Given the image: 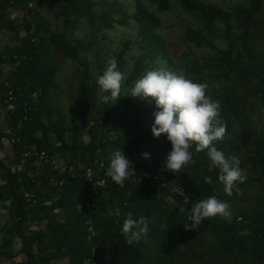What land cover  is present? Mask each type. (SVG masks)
<instances>
[{
  "label": "trees",
  "instance_id": "trees-1",
  "mask_svg": "<svg viewBox=\"0 0 264 264\" xmlns=\"http://www.w3.org/2000/svg\"><path fill=\"white\" fill-rule=\"evenodd\" d=\"M149 1L160 11L178 2L189 13L178 40L186 46L178 56L181 65L162 33L161 15L145 0H135L133 11L122 0H0V32H13L12 42L0 49V109L6 113V126L0 127V206L8 209L0 227V258L22 254L20 264H94L99 248L106 252L105 264H264V0L227 6ZM133 21L136 40L107 45L108 29ZM192 44L209 50L198 53ZM63 58L69 64L61 79ZM110 58L126 75L115 104L101 100L110 93L97 84ZM158 67L206 83L207 94L220 102L227 133L215 146L238 156L247 170L246 181L238 184L242 194L224 192L219 169L210 172L206 150L196 152L195 145L193 162L182 172L163 169L172 145L166 135L156 138L151 131L155 102L125 95L146 70ZM62 81L70 98L83 102L85 122L83 114L68 115ZM10 89L16 98L8 108ZM11 137L14 164L3 157ZM34 147L47 156L40 159ZM116 148L133 163L123 187L106 175L108 154ZM23 151L32 154L24 157ZM143 152L151 159H143ZM53 157L73 169L61 171ZM89 167L91 180L85 176ZM206 176L211 185L204 183ZM98 178L106 183L97 184ZM213 195L230 204L231 218L217 215L186 230L192 205ZM128 214L158 216L146 239L133 245L121 234Z\"/></svg>",
  "mask_w": 264,
  "mask_h": 264
},
{
  "label": "clouds",
  "instance_id": "clouds-1",
  "mask_svg": "<svg viewBox=\"0 0 264 264\" xmlns=\"http://www.w3.org/2000/svg\"><path fill=\"white\" fill-rule=\"evenodd\" d=\"M126 75L118 70L115 58L108 60V67L97 79L102 93L100 98L104 103L115 104L121 97L122 83ZM206 83L195 82L183 71H171L166 67L146 70L142 76L134 81L126 96L139 98L151 103L155 102L157 111L153 112L154 123L151 131L154 137L166 135L171 142L172 149L167 154L163 169L180 173L193 162L191 149L195 145L196 152L206 150L210 160L209 171L219 169L218 180L224 185V192L232 196L235 191L242 194L238 184L247 179V170L241 168L238 156L226 154L218 150L215 142L223 140L227 133V125L220 118L221 104L213 100L208 94ZM101 150H97L100 154ZM145 160H150L148 152L141 153ZM109 164L106 175L118 186L123 187L130 175L129 169L133 163L124 154L123 149L116 148L108 154ZM204 183L211 185V177H204ZM230 204L219 200L215 195L195 202L188 215V223H184L186 230L197 229L207 218L220 215L231 218ZM183 209H180L182 212ZM158 216H140L133 218L128 214L123 222L121 234L128 245L146 239L149 223H156Z\"/></svg>",
  "mask_w": 264,
  "mask_h": 264
},
{
  "label": "rangeland",
  "instance_id": "rangeland-1",
  "mask_svg": "<svg viewBox=\"0 0 264 264\" xmlns=\"http://www.w3.org/2000/svg\"><path fill=\"white\" fill-rule=\"evenodd\" d=\"M124 1L129 9L131 11L135 10V6L132 4L133 2H135V0H122ZM147 1V3H149L150 7L157 10V12L161 15L162 20H163V25H162V33L166 36L168 42H169V46L170 49L172 50V53H174V60L178 65H181L180 63V58L178 56L182 55L184 50L186 49L185 44L182 45L181 43H179V39H180V34L183 32L184 30V19L187 17H190L189 13L185 12L183 9L180 8V4L178 2H175L172 6V8H170L168 11H160L157 9L155 4H152L149 0H145ZM205 1H211V2H215L218 4H221L223 6H227L233 2L236 1H241V0H205ZM132 4V5H131ZM42 11L44 13L47 14L48 17H51L47 11H45L43 5H42ZM11 11L13 9H10ZM11 15L14 17V11L10 12ZM87 27V25H86ZM137 25L136 23L133 21L131 23H116V25L114 27H112L111 29H108L106 31V42L107 45H109L112 49L113 48H117L121 46V43L129 38L132 37L134 38V40L137 39ZM4 36H2L1 39V44H3L4 42H6V44L11 43L12 42V37H13V32L12 31H6L3 33ZM10 38V39H9ZM5 40V41H4ZM193 48L195 49L196 52L198 53H206L208 52V48H201V47H196L192 44ZM140 47L139 45L136 43L135 48H134V52L133 53H140ZM62 63V68L61 73H60V78L63 79L64 77V73L65 70H67V66L69 64L68 60L63 58L61 60ZM62 84L65 86V92L62 93L61 95V99L62 102L64 103V107L66 108V111L68 113V115L70 117H72V115L75 116H81L84 112V104L82 101H80V97L77 96L74 100H72L69 96L68 90L70 89L69 87H67V84L62 81ZM128 90V89H127ZM127 90H125V92H127ZM1 115H2V120H4L5 118V111L1 108L0 109ZM83 120L84 122L87 120V114H83ZM6 126V122L5 124H0V127H5ZM41 133V131H38ZM8 160V159H7ZM9 163H11L8 160ZM11 164H14L13 162ZM171 202L176 204V202L171 199ZM113 211H118L117 208H114V206L112 207ZM8 217V209L5 206H0V227L3 225V223L5 222L6 218ZM35 227L37 225H34ZM1 236V235H0ZM1 238V237H0ZM20 246V241H16L14 247L15 249H18ZM25 256L20 254L17 255L14 259H3L0 258V264H20V262L22 261V259Z\"/></svg>",
  "mask_w": 264,
  "mask_h": 264
},
{
  "label": "built area",
  "instance_id": "built-area-1",
  "mask_svg": "<svg viewBox=\"0 0 264 264\" xmlns=\"http://www.w3.org/2000/svg\"><path fill=\"white\" fill-rule=\"evenodd\" d=\"M6 84H8V81H6ZM16 98V95L13 92V89L9 90L8 96L6 98V101L8 102V108H11L14 106V99ZM7 132H11L10 128L7 129ZM15 140V137H11L10 140L8 139V141H10L12 144ZM30 154H32L29 151H23V155L25 156H29ZM34 154H37L39 156L40 159L45 158L47 156V153L45 150L42 151H38L35 147H34ZM52 162L54 163L55 167H58L61 171H66V170H72L73 169V165L67 163L65 160L60 159L57 160V158H52ZM30 174H33L32 172ZM85 176L88 180H91L93 178V173H92V169L89 167L86 171H85ZM63 180H60L59 182L61 183ZM96 183L99 185H104L106 183V179L105 178H98L96 180ZM166 181H162V184H165ZM113 184H115L113 182ZM175 189L181 193V194H185V189L181 186H176ZM90 204V202L88 203V205ZM126 218H124L125 220ZM124 222V221H123Z\"/></svg>",
  "mask_w": 264,
  "mask_h": 264
},
{
  "label": "crops",
  "instance_id": "crops-1",
  "mask_svg": "<svg viewBox=\"0 0 264 264\" xmlns=\"http://www.w3.org/2000/svg\"><path fill=\"white\" fill-rule=\"evenodd\" d=\"M14 16H15V12H14ZM11 17H13V16L11 15ZM4 32H6V30L0 32V49H2L6 45V42L1 44V39H2V36H4L3 35ZM5 70L7 71L8 67H6ZM3 110L5 111V109H3ZM1 113L2 112H0V124H2V122H3V124H5V122H6V119H5L6 118V113L4 115L5 116L4 120H2ZM3 157H5V159H8L11 163L14 162V157H15L14 145L10 141H8L7 139L5 140V148H4V151H3Z\"/></svg>",
  "mask_w": 264,
  "mask_h": 264
},
{
  "label": "water",
  "instance_id": "water-1",
  "mask_svg": "<svg viewBox=\"0 0 264 264\" xmlns=\"http://www.w3.org/2000/svg\"><path fill=\"white\" fill-rule=\"evenodd\" d=\"M93 263L94 264H105L106 263V252L95 248L93 254Z\"/></svg>",
  "mask_w": 264,
  "mask_h": 264
}]
</instances>
